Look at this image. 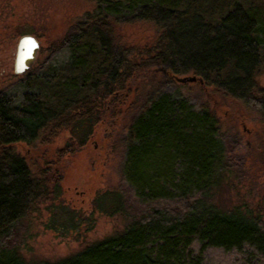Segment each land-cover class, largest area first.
I'll return each mask as SVG.
<instances>
[{
  "label": "trees",
  "instance_id": "obj_1",
  "mask_svg": "<svg viewBox=\"0 0 264 264\" xmlns=\"http://www.w3.org/2000/svg\"><path fill=\"white\" fill-rule=\"evenodd\" d=\"M91 1V11L0 90V264H264L263 212L236 191L241 179L228 158L237 136L223 130L213 108L149 75L163 66L170 78L195 75L193 83L254 110L264 156V87L257 81L264 71V0ZM136 24L152 27L153 36L131 45L121 30ZM137 76L146 81L133 87ZM132 95L119 184L95 201L123 227L66 257L26 260L20 247L31 236V218L60 192L59 159ZM65 131L78 143L70 140L36 170L15 150L19 143H51ZM226 188L234 192L230 205ZM53 212L52 221L75 228L78 218L66 206ZM211 254L218 262L208 260Z\"/></svg>",
  "mask_w": 264,
  "mask_h": 264
},
{
  "label": "rangeland",
  "instance_id": "obj_2",
  "mask_svg": "<svg viewBox=\"0 0 264 264\" xmlns=\"http://www.w3.org/2000/svg\"><path fill=\"white\" fill-rule=\"evenodd\" d=\"M93 7L91 0H0V90L7 89L21 78L14 73L13 67L16 41L20 35L29 33L39 38L41 47L37 61L42 48L64 36ZM121 35L128 44L140 45L152 38L153 29L146 24L130 25L122 28ZM149 75L164 89L178 90L190 100L213 108L222 120L223 130L237 136L228 152L233 174H239L241 179L236 183V191L242 193L252 207L260 208L264 215V156L260 146L263 125L259 114L239 101L223 98L212 87L204 88L193 82L181 83L160 70ZM144 80L137 76L131 84L137 87ZM257 81L264 87V71ZM132 98L133 95L124 104H114L115 114L109 113L103 118L83 146L75 145L73 151L59 159L57 166L62 175L60 192L51 204L42 207L40 217L32 216L31 236L20 247V253L26 260L52 261L66 257L84 244L100 240L123 227L121 218L98 211L95 201L99 193L117 188L119 184L120 139L127 123L124 111ZM118 111H122V115L117 114ZM70 140L78 143L79 138L65 131L51 143H19L15 150L24 156L32 170H36L45 161L55 160L56 151ZM233 198L234 192L226 188L224 203L232 204L230 199ZM48 205L53 206L50 208L53 211L66 206L78 218L75 228L65 230L61 223L55 222V212L50 213ZM90 218L93 223L88 230ZM211 256L207 257L208 260L211 258V262H218L216 254ZM226 260L225 264H229V259Z\"/></svg>",
  "mask_w": 264,
  "mask_h": 264
},
{
  "label": "water",
  "instance_id": "obj_3",
  "mask_svg": "<svg viewBox=\"0 0 264 264\" xmlns=\"http://www.w3.org/2000/svg\"><path fill=\"white\" fill-rule=\"evenodd\" d=\"M40 47L41 43L39 38L33 34L26 33L18 37L15 46L13 66L16 75H23L32 68L38 57ZM159 70L166 74V66L159 68ZM174 78L181 83L197 81L195 75H177L174 76ZM199 81L202 83L201 79H199Z\"/></svg>",
  "mask_w": 264,
  "mask_h": 264
}]
</instances>
